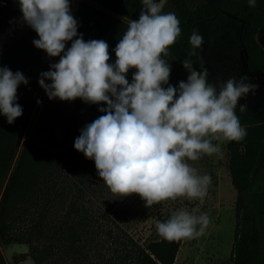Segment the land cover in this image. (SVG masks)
Returning a JSON list of instances; mask_svg holds the SVG:
<instances>
[{"label": "clouds", "instance_id": "obj_1", "mask_svg": "<svg viewBox=\"0 0 264 264\" xmlns=\"http://www.w3.org/2000/svg\"><path fill=\"white\" fill-rule=\"evenodd\" d=\"M17 2L23 22L39 37L34 46L48 57H59L38 81L48 98L107 105L99 108L105 114L81 129L74 148L95 162L111 193L139 195L149 208L179 197L203 199L212 178L201 175L189 161L220 154L224 142L246 137L236 108L257 85L247 76L209 83L208 70L203 65L197 70L191 59L182 61L187 80L171 85L165 57L181 36V27L174 12H163L166 0H141L139 18L128 21L115 46L114 63L106 41H85L78 34L70 0ZM247 3L255 7L257 0ZM189 44L193 49L189 57H198L196 50L204 45L198 28ZM132 69L130 83L127 74ZM21 84H28L22 72L0 67V114L9 124L23 114L17 103ZM239 106L241 112L246 109ZM209 222L207 214L180 210L167 221H158L156 229L172 241L202 234Z\"/></svg>", "mask_w": 264, "mask_h": 264}, {"label": "trees", "instance_id": "obj_2", "mask_svg": "<svg viewBox=\"0 0 264 264\" xmlns=\"http://www.w3.org/2000/svg\"><path fill=\"white\" fill-rule=\"evenodd\" d=\"M4 3L19 6L17 0H0ZM163 12H174L181 27V36L165 57L171 85L187 80L183 60L191 59L201 69L199 58L189 57V37L197 24L213 25L219 18L233 25L218 28L210 42L212 53L241 51L246 73L264 77V48L259 43L264 36V0H257L255 7L247 0H166ZM34 39L39 37L29 27L0 63L28 79L17 90L22 116L9 124L0 114V244L26 245L25 257L34 264H173L183 238L168 241L159 236L146 244L133 239L110 214L124 197L111 193L95 162L74 146L55 154L30 142L18 154L21 131L41 89L40 74L55 60L50 63L52 57L37 49ZM208 82L213 83L209 73ZM239 105L236 115L247 135L226 144L227 171L236 194L228 261L264 264V110L246 106L241 112ZM0 264H6L1 250Z\"/></svg>", "mask_w": 264, "mask_h": 264}, {"label": "rangeland", "instance_id": "obj_3", "mask_svg": "<svg viewBox=\"0 0 264 264\" xmlns=\"http://www.w3.org/2000/svg\"><path fill=\"white\" fill-rule=\"evenodd\" d=\"M217 23L213 25L199 23L195 26L204 37L203 47L196 50L199 52L198 58L201 65L208 70L213 83L232 77L247 76L248 82L257 87L254 93L250 92L246 97H242L238 104L264 110V77L260 74L246 73L242 52L226 49L220 54L212 53L210 42L218 33V28L220 26L229 28L233 25L223 18H219ZM259 43L264 48V36L259 38ZM41 89L21 131L17 145L18 152L26 143L32 142L55 154H61L74 146L75 139L80 135L81 129L87 125V121L84 119L85 116H82L81 112L72 105L58 106L44 98ZM226 144L227 141L222 144L220 154L204 155L197 161H189L201 175L209 174L212 178V183L203 199L179 197L149 208L145 207V202L139 195L132 194L124 197L111 211L112 218L133 239L140 244H146L159 237L156 223L167 221L177 211L186 210L198 216L207 214L209 224L204 227L202 234L193 238H183L173 264H229L228 255L232 243L236 194L228 176ZM3 193L4 187L0 189V204ZM199 228L200 226H197L198 231ZM0 250L6 264H19L27 260L25 255L14 254L11 261L10 258L5 257L2 247Z\"/></svg>", "mask_w": 264, "mask_h": 264}, {"label": "crops", "instance_id": "obj_4", "mask_svg": "<svg viewBox=\"0 0 264 264\" xmlns=\"http://www.w3.org/2000/svg\"><path fill=\"white\" fill-rule=\"evenodd\" d=\"M70 2L72 15L78 21V34H82L85 41L92 39L106 41L111 55L110 62L114 63L116 59L115 46L126 30L128 21L139 18V12L142 8L141 0H70ZM70 46L71 41L66 44V49ZM58 61L59 57H55L53 63ZM134 72L135 69H132L127 74L130 83ZM46 83H51V81H46ZM41 90L44 93V98L49 99L44 89ZM50 101L63 107L72 105L81 112L82 116H85L84 119L87 124L105 114L101 113L99 108L107 107L103 103L88 104L79 98L74 101H61L59 99H51Z\"/></svg>", "mask_w": 264, "mask_h": 264}, {"label": "water", "instance_id": "obj_5", "mask_svg": "<svg viewBox=\"0 0 264 264\" xmlns=\"http://www.w3.org/2000/svg\"><path fill=\"white\" fill-rule=\"evenodd\" d=\"M28 29L29 26L22 20V12L19 6L13 3L0 4V63L10 54L15 44L24 36ZM23 147L20 148L18 154L22 152ZM15 168L16 165L14 164L11 168V173L14 172ZM8 185L9 182L6 183V187ZM0 247L3 248L5 257L10 258L11 261L14 254H27V247L24 244L7 246L0 244ZM26 258L27 260L19 264H34L28 257Z\"/></svg>", "mask_w": 264, "mask_h": 264}]
</instances>
